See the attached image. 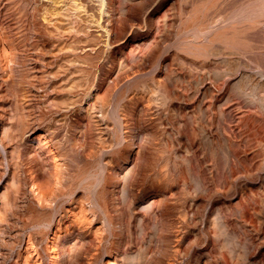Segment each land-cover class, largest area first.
<instances>
[{
	"label": "rangeland",
	"instance_id": "374dc122",
	"mask_svg": "<svg viewBox=\"0 0 264 264\" xmlns=\"http://www.w3.org/2000/svg\"><path fill=\"white\" fill-rule=\"evenodd\" d=\"M263 21L0 0V264H264Z\"/></svg>",
	"mask_w": 264,
	"mask_h": 264
},
{
	"label": "bare ground",
	"instance_id": "6f19581e",
	"mask_svg": "<svg viewBox=\"0 0 264 264\" xmlns=\"http://www.w3.org/2000/svg\"><path fill=\"white\" fill-rule=\"evenodd\" d=\"M55 1V0H54ZM101 1V3L103 4V5H105V0H100ZM50 2V1H49ZM105 7V6H104ZM107 33V32H106ZM97 105V104H96ZM98 110V109H97ZM97 116V115H96ZM100 125V124H99ZM47 133V132H46ZM55 133V132H54ZM51 142L53 141V137L51 136V140H50ZM52 144V143H51ZM50 144V145H51ZM61 143H58V142H55L54 143V146H55V151L57 150L58 151V153H59V151L63 148L61 145H60ZM63 152V151H62ZM59 157H61V156H59ZM57 158V157H56ZM57 160V159H56ZM64 160V159H63ZM58 161V160H57ZM67 161V160H66ZM64 172V171H63ZM62 172V173H63ZM65 173H66V171H65ZM58 176H59V174H58ZM64 177V176H63ZM62 178V177H61ZM59 183H60V179H59ZM59 183H57V187H56V189H54V192H52L53 194L51 195V196H49V195H45L42 191H41V188H40V185H38V184H34V186H33V192H34V195H35V197L37 198V200H38V202H39V204H41V206H43V205H47L49 208H58V203H57V200H56V197L59 195V194H61L60 193V189H59V186H61ZM64 187V186H63ZM87 199V198H86ZM90 201V200H89ZM47 206H46V208H47ZM88 212L91 214V216H93V222L95 221V219H96V215H95V212H94V207H93V205H92V203H91V201L90 202H88ZM59 223H61V220L59 221Z\"/></svg>",
	"mask_w": 264,
	"mask_h": 264
},
{
	"label": "built area",
	"instance_id": "2783aa9c",
	"mask_svg": "<svg viewBox=\"0 0 264 264\" xmlns=\"http://www.w3.org/2000/svg\"><path fill=\"white\" fill-rule=\"evenodd\" d=\"M261 33H262V36L264 38V21H263L262 26H261Z\"/></svg>",
	"mask_w": 264,
	"mask_h": 264
}]
</instances>
